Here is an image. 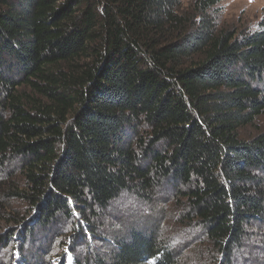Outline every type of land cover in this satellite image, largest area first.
I'll return each mask as SVG.
<instances>
[{"label":"trees","instance_id":"16d2710c","mask_svg":"<svg viewBox=\"0 0 264 264\" xmlns=\"http://www.w3.org/2000/svg\"><path fill=\"white\" fill-rule=\"evenodd\" d=\"M220 1L0 0V249L12 241L15 264H67L80 242L90 254L74 264H179L175 232L102 222L166 179L224 264L264 222V131L239 137L264 113V20L221 30Z\"/></svg>","mask_w":264,"mask_h":264},{"label":"rangeland","instance_id":"374dc122","mask_svg":"<svg viewBox=\"0 0 264 264\" xmlns=\"http://www.w3.org/2000/svg\"><path fill=\"white\" fill-rule=\"evenodd\" d=\"M196 1L181 0V4L183 9H188ZM214 15L217 19V26L221 30L235 33L254 32L260 28V23L264 20V0H222L216 6ZM263 131L264 113L251 125L240 129L239 137L242 140H250ZM179 190L180 188L175 183L172 184V181L166 179L154 189V199L151 204L146 205L137 201L132 195H124L121 199L115 201L107 212L110 218H105L102 221L105 223L104 230H108V233L116 232L117 236H125L132 229L137 233L146 231L154 221L158 230H156L158 238H162V234L167 231L175 232L174 234L178 235L171 240L170 245L176 254L179 264H224V258L221 255L217 256L214 252L212 253L211 248L206 247L207 245L204 244L206 243L204 241L205 235L200 228L183 225L184 211L181 210L178 204L184 203V199L180 197ZM7 206L11 207V210L8 211L14 215H21L25 210V207L17 202L6 203ZM49 227L53 229L49 228L50 231H45L42 234L34 231V238H36L35 234L38 236L36 245L39 242L47 244L49 241H54V244L57 243L59 238L56 237L63 235L62 233L70 225L63 223L56 225V228L53 226ZM9 229V225L2 226L0 235L5 232L8 233ZM6 233L5 235H7ZM108 235L109 238L113 237L111 234ZM32 239L33 237H31ZM26 240L28 241L29 238ZM18 244L21 245V242L19 241ZM29 245L28 242L22 244L23 253L28 255L29 252V254L34 255L36 251L34 242L32 241L30 247ZM10 246L0 249V264H15L16 253L10 250L13 246L12 241H10ZM101 247L106 253H110L113 249V247L105 245V243ZM73 248L74 254L69 248L65 249L67 264H74L73 257L75 258V255L81 260L90 254L84 242L74 245ZM213 257H217L216 262L213 261ZM228 264H264V222L248 227L240 251L234 253Z\"/></svg>","mask_w":264,"mask_h":264}]
</instances>
